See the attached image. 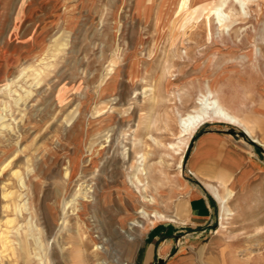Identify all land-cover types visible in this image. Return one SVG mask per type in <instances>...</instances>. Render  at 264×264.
I'll list each match as a JSON object with an SVG mask.
<instances>
[{"label":"rangeland","instance_id":"1","mask_svg":"<svg viewBox=\"0 0 264 264\" xmlns=\"http://www.w3.org/2000/svg\"><path fill=\"white\" fill-rule=\"evenodd\" d=\"M3 2L0 88L11 82L18 94L0 91V264H43L31 231L44 241L45 264H134L152 226L185 221L199 128L182 166L168 146L208 86L252 130L258 141L247 146L261 161L242 180L222 181L221 193L234 187L231 218L215 196L216 221L196 250L204 264H264V0H212L222 27L199 0ZM160 12L177 24L163 28ZM218 121L243 130L202 126ZM81 183L102 250L77 211L63 213ZM144 208L168 219L151 220ZM125 213L142 226L118 234ZM23 245L31 256L19 254Z\"/></svg>","mask_w":264,"mask_h":264},{"label":"crops","instance_id":"2","mask_svg":"<svg viewBox=\"0 0 264 264\" xmlns=\"http://www.w3.org/2000/svg\"><path fill=\"white\" fill-rule=\"evenodd\" d=\"M3 1L0 0V21L6 18ZM200 127L189 162L197 183L187 192L188 217L179 224L152 226L138 249L134 264H159L160 259L164 260L163 264H204L201 250H196L201 245L196 248L195 242L216 221L215 191L221 193L218 188L223 180H242L243 174L257 168L261 161L254 155V149L247 146L249 142L234 138L227 132L229 128L220 122ZM233 193L234 187L229 186L224 195L232 196Z\"/></svg>","mask_w":264,"mask_h":264},{"label":"bare ground","instance_id":"3","mask_svg":"<svg viewBox=\"0 0 264 264\" xmlns=\"http://www.w3.org/2000/svg\"><path fill=\"white\" fill-rule=\"evenodd\" d=\"M189 0H182V4L185 5L187 4ZM199 6L201 8H205L208 9L210 8L211 12L213 11V13H215L216 15H218L216 19V21L219 23V25L222 26H226V18H221L220 13L224 14L223 12V8L222 5L216 4L214 6L211 7H207L212 0H199ZM192 2V0H191ZM190 2V3H191ZM142 5V4H141ZM149 10V9H148ZM161 13H159V15L157 16V23H163L161 26H163V28L168 27L169 25L167 23L172 22L173 25H176L178 20H171L168 16L167 20L165 21V19H162ZM145 15V14H144ZM160 25V24H159ZM44 58V57H43ZM40 63V62H39ZM54 66V65H53ZM52 68V67H51ZM49 69V68H48ZM33 70V69H32ZM38 72V71H37ZM38 74V73H37ZM40 74V73H39ZM39 76V75H38ZM40 77V76H39ZM19 78V77H18ZM12 83L9 82L8 84L2 86L0 88V91H4V90H8L10 93L16 94L15 92H17L16 90L12 89ZM206 86V85H205ZM18 94V93H17ZM16 94V95H17ZM200 94V93H199ZM20 95V94H19ZM211 120H220L223 122H227L230 124H234V125H240L243 127V130L250 136H254L252 130L245 124L244 121H242L233 110H231L221 99H220V93L218 91H216L214 88L208 86V89H206L205 93H202L198 96V98L196 99V106L186 115L181 116L179 118V126H180V136H179V141L176 143H170L168 148H171L175 153L177 154H181L180 157V166H182V158H183V153L182 151L184 149H186V147L188 146L189 140L192 137L193 133L200 128V126H202L203 124H205L206 122H209ZM219 122V121H218ZM109 138V137H108ZM253 139L255 141H258V139L254 136ZM101 142V141H99ZM98 142V143H99ZM36 151V150H35ZM127 151V150H126ZM125 151V152H126ZM181 151V152H180ZM146 154V152H144ZM144 154V155H145ZM148 154V152H147ZM125 157H127L125 155ZM124 158V157H123ZM144 158V156H143ZM142 158V159H143ZM144 160V159H143ZM144 167V166H143ZM73 169V168H71ZM146 169L147 168H143L142 169V173L146 174ZM74 170V169H73ZM28 171V170H27ZM69 171V170H68ZM70 172V171H69ZM67 174V173H66ZM139 182L141 183L140 179H138ZM147 183V182H146ZM144 183L142 184L144 191H147L148 185ZM150 186V185H149ZM72 193V192H71ZM63 194V192H62ZM61 194V196H62ZM215 194L221 204V217L224 220H228L230 219V215L232 214V210L229 206V196H226L224 194H221L217 191H215ZM141 198L143 200V203H147V204H154L156 199L154 196H152V198H149L148 195L146 194H141ZM69 199V198H68ZM92 195H90V189H88V187L86 185H83L82 183L80 184V187L78 190H76V192L74 193V195L72 196L71 199L66 200L65 198L62 201V209H63V213L64 215L66 213H68L69 211H71L70 209H72V212L77 211L79 213V216L82 217L86 228L89 230V233L94 237L93 240L95 242V250H102L103 246L99 245L98 243V235H95L91 229H92V224L91 221L88 220V218H86V215L88 214V210H87V206L88 203L92 201ZM20 207V205H19ZM61 209V208H60ZM127 212V211H126ZM142 212L144 213V216L149 218V219H157V218H161V219H168L167 216L165 214H163L161 211L159 210H154V211H148L147 209H143ZM62 214V213H61ZM126 217H124L121 220V228L120 230L116 231V233L119 234V232H125V233H129L126 230V225L129 226H136V225H140L142 226V224L139 223V221H130V222H126L128 220H130V216L128 213H125ZM93 216V215H91ZM170 217V216H169ZM173 217V216H171ZM61 218V217H60ZM93 222V221H92ZM226 221L222 222V227H226L227 225H225ZM135 229V228H134ZM99 234V233H98ZM30 235L35 239L37 247L33 250L36 254L37 257L40 258L41 263L45 264L46 262V256H47V251L45 248V245L43 244V240L41 238L40 235H36L35 233H33V231L30 232ZM95 235V236H94ZM22 237V236H21ZM133 239V237H128ZM22 239V238H21ZM126 239V238H125ZM129 240V239H127ZM23 241V240H22ZM102 241V240H101ZM130 241V240H129ZM134 241V239H133ZM35 243V242H34ZM1 246V245H0ZM49 248V247H48ZM18 251V250H17ZM33 251H30L29 248L27 247V245H23L20 249H19V254H25L26 256H31V253ZM77 252V251H76ZM75 253V252H74ZM50 254V252H49ZM77 254V253H75ZM79 254V252H78ZM77 254V255H78ZM7 255V254H6ZM83 257V256H82ZM81 258V257H80ZM84 258V257H83ZM48 259V258H47ZM71 260V259H70ZM80 261V260H79ZM83 262V261H82ZM115 262H117L115 260ZM109 263V262H108ZM98 264H107V260H99Z\"/></svg>","mask_w":264,"mask_h":264},{"label":"water","instance_id":"4","mask_svg":"<svg viewBox=\"0 0 264 264\" xmlns=\"http://www.w3.org/2000/svg\"><path fill=\"white\" fill-rule=\"evenodd\" d=\"M227 132L231 134L236 139H244L245 141L249 142L250 144H255L256 141L254 139L249 138L250 136L244 131H238L234 127H230ZM263 150V149H262ZM164 260L160 259L159 264H163Z\"/></svg>","mask_w":264,"mask_h":264}]
</instances>
